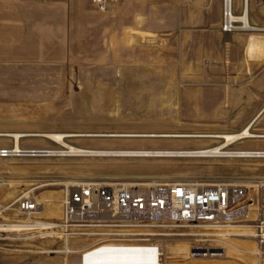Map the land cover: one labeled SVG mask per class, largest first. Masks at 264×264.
<instances>
[{"label": "rangeland", "instance_id": "rangeland-1", "mask_svg": "<svg viewBox=\"0 0 264 264\" xmlns=\"http://www.w3.org/2000/svg\"><path fill=\"white\" fill-rule=\"evenodd\" d=\"M125 1L102 11L87 0L91 22L84 21L81 13L71 28L75 34L68 35V57L0 61V133L215 135L239 131L247 124L242 118L260 109L250 105L258 97L255 76L235 81L227 60L229 40L211 35L212 24L220 20L221 0L200 7L188 2L185 6L186 0H171L170 5L163 0H133L130 9L122 11ZM255 15L264 22V0H257L254 11L250 8L251 23ZM203 17L205 22L199 19ZM263 129L264 113L252 127L256 133H264ZM67 141L91 149L194 150L222 139L69 137ZM5 147H14L12 137L0 136V148ZM20 147L62 149L39 136L22 137ZM244 147H264V138L238 141L229 149ZM261 175L264 157L24 155L0 158V205L6 208L25 188L52 179L179 182ZM37 192L41 200H52L44 201L45 214L57 220L61 186ZM7 212L0 221L16 218L14 211ZM183 231L161 230L156 237L166 264H264V258L233 247H226L221 258L192 259L187 238L179 235ZM231 243L254 249L246 238ZM86 244L76 240L73 246ZM62 249L60 239H0V264L80 263L79 252L66 256Z\"/></svg>", "mask_w": 264, "mask_h": 264}, {"label": "built area", "instance_id": "built-area-1", "mask_svg": "<svg viewBox=\"0 0 264 264\" xmlns=\"http://www.w3.org/2000/svg\"><path fill=\"white\" fill-rule=\"evenodd\" d=\"M102 11L114 9L121 0H91ZM236 0H221V30H241ZM42 150L0 148V158L44 154ZM21 191L10 206L0 205V215L16 218L0 221V239L35 241L60 239L66 256L80 253L79 264L99 249H145L157 252L155 264H166L163 248L155 238L161 230L181 228L192 259L221 258L226 240L246 238L252 253L264 258V175L183 181H106L99 179H52L36 182ZM61 186V213L57 220L44 214L42 187ZM12 216V215H11ZM168 235H170L168 233ZM172 235V234H171ZM87 241L74 248L75 241ZM52 253L53 250H44Z\"/></svg>", "mask_w": 264, "mask_h": 264}, {"label": "crops", "instance_id": "crops-1", "mask_svg": "<svg viewBox=\"0 0 264 264\" xmlns=\"http://www.w3.org/2000/svg\"><path fill=\"white\" fill-rule=\"evenodd\" d=\"M163 1L166 5L171 3V0ZM208 1L186 0L184 5L186 6L188 2L200 7ZM132 2L133 0H126L122 11H128ZM256 2L257 0H249L253 11ZM86 4L87 0H0V61L68 57V52L71 51L67 45L68 35L75 34L74 29L71 28L80 21L81 13L84 21L91 22ZM235 7L237 11H241L242 0H237ZM251 18L252 23L264 26L261 17L255 15ZM199 19L205 22L204 17ZM184 21L186 25L187 20L184 19ZM212 25L211 35L215 40H229L227 60L232 70V78L235 81L245 82L248 77L255 76L258 97L253 98L254 102L250 105L260 109L253 114L249 113L246 116L249 118H242L247 121V124L252 123L253 127L264 113V31L254 30L232 34L222 32L221 6L220 20ZM243 149L263 150L264 147H244Z\"/></svg>", "mask_w": 264, "mask_h": 264}, {"label": "bare ground", "instance_id": "bare-ground-1", "mask_svg": "<svg viewBox=\"0 0 264 264\" xmlns=\"http://www.w3.org/2000/svg\"><path fill=\"white\" fill-rule=\"evenodd\" d=\"M243 12L238 16L240 21L239 28L241 30H263L264 26L254 25L250 21V4L249 0H242ZM264 111V110H263ZM257 120V119H256ZM0 136L12 137L16 150H20V140L26 136H39L47 138L56 144L60 145L62 149L42 150L46 155H69V156H107V157H264V150L252 149H229V146L238 141H243L250 138H264V133H256L252 130V123L247 124L238 132H227L215 135L209 134H171V133H101V134H66V133H34V134H20V133H0ZM69 137H123V138H221L222 142L217 145H207L199 147L194 150H176V149H91L72 145L67 141ZM41 154V155H44ZM2 184H5L3 182ZM45 202H52L47 199ZM45 205V204H44ZM45 214V212H44ZM0 230H5L4 226L0 225ZM236 238H233L234 240ZM156 240V238H155ZM227 248H236L238 251L252 253V248L248 249L235 247L231 240L225 242ZM253 246V243H251ZM160 245V243H159ZM162 247V245H160ZM250 246V245H249ZM163 248V247H162ZM251 248V249H250ZM145 249L131 248V249H99L90 254L86 258L87 262L92 264H155L157 252L145 253ZM164 251V250H163ZM226 253V249H225ZM164 254V252H163Z\"/></svg>", "mask_w": 264, "mask_h": 264}]
</instances>
